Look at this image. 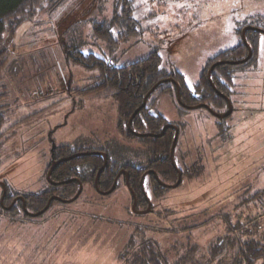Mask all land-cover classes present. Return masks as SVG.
<instances>
[{
  "label": "rangeland",
  "instance_id": "obj_1",
  "mask_svg": "<svg viewBox=\"0 0 264 264\" xmlns=\"http://www.w3.org/2000/svg\"><path fill=\"white\" fill-rule=\"evenodd\" d=\"M117 2L45 0L23 16L27 21L10 24L14 30L5 37L13 38L12 50L0 75V197L8 196L0 208V264H134V248L144 238L162 241L170 256L174 236L168 232L179 224L180 242L190 241L201 254L214 245L231 255L234 247L215 242L239 219V229L259 230L264 241V35L255 61L233 68L228 117L217 114L227 113V104L182 107L172 81L166 83L173 92L150 95V112L166 118L164 129L181 128L173 157L176 174L156 173L154 190V174L144 178V173L146 195L135 209L124 169L117 187L103 191L95 185L108 153L114 161L147 166L151 157L142 142L147 133L132 129L130 137L120 129L114 94L98 89V68L80 60L81 54L93 53L124 65L158 51L163 68L181 72L195 87L209 58L241 42L238 27L248 22L264 29V0H133L141 35L112 49L94 35L93 26L109 22ZM60 145L103 155L94 184L51 177L60 161L73 157L54 159ZM74 180L77 193L67 195L63 185ZM257 194V201L243 199ZM32 195L44 198L43 208L31 204ZM189 218L202 222L189 229ZM222 256L218 250L211 264H221Z\"/></svg>",
  "mask_w": 264,
  "mask_h": 264
},
{
  "label": "trees",
  "instance_id": "obj_2",
  "mask_svg": "<svg viewBox=\"0 0 264 264\" xmlns=\"http://www.w3.org/2000/svg\"><path fill=\"white\" fill-rule=\"evenodd\" d=\"M44 1L0 0V75L7 64L8 54L12 50L11 41L13 38L9 35L5 37L8 34V30H14V27L10 24L12 22H16L17 24L27 21L23 16L28 11L33 14L36 7L41 6ZM47 1L51 2V0ZM117 1L112 19L109 22L97 21L93 26L94 35L105 40L112 49H115L133 37L141 35L142 31L139 21L133 16V0ZM260 27L258 24L248 22L238 27L237 33L242 35V37L244 33V39L242 38L238 45L220 51L209 58L195 87H191L187 83L185 76L181 72L169 71L163 68L162 56L158 51H153L143 59L124 65H117L93 53L88 55L81 54L80 60L85 66L89 68L97 67L99 70L97 88L114 94L120 114V129L123 132L127 130L128 134L131 135L130 137L134 134L130 132L133 131L132 129H139L147 133L142 142L146 145L147 152L151 157L147 166L139 167L129 164L127 161H114L108 153V163L101 171L97 180V187L95 185V188L97 190L109 191L112 187H117L115 179L118 172L124 169L128 173L127 182L129 187L136 194L137 204H140L146 195L143 192V182L141 183L142 176L148 172V169L155 170L156 173L164 175L166 178L174 177L176 168L171 158V147L175 129H179L180 132L181 128L179 125L174 124L173 127L164 129L167 123L166 118L162 114L150 112V106L148 105L150 95L154 92H173V85L167 84L168 81H172L175 84L176 96L181 106L186 109L201 108L204 107V104L210 108L211 104L219 108L225 107L227 104L229 108L228 101L231 102V92H229V89H231L230 85L233 79V68L248 65L251 61H255L259 55L261 36L264 35ZM114 28L117 29L116 32ZM249 48L252 55L247 60H244L249 54ZM215 61H220V63L217 64L216 62V65L213 67ZM209 70H211V74L208 76ZM144 101L146 103L142 106ZM137 109L139 110L135 113ZM130 119V127L127 129ZM3 121L4 117L0 114V127ZM177 142L173 151V157ZM81 150L84 149H79L78 151ZM101 150L107 152L105 148ZM78 151L72 149L70 145H60L55 149L53 155L56 160L69 156L73 157L60 161L53 168L51 177L54 180L59 181L78 177L82 183L89 181L93 182V184L95 183V176L104 161L103 155L98 153L79 154ZM181 172L184 174L183 170ZM146 177L148 175H145L144 178ZM152 181L154 185L155 177ZM78 184L76 180L66 182L63 185V192L67 195L76 194ZM153 187L155 190V185ZM259 196L257 194V198H253V195H250L249 198L243 199H245L244 201H257L260 198ZM32 197L31 204L37 207V210L44 207L43 203L45 201L43 197L38 195H32ZM239 206H242V202ZM248 219L250 220L251 218ZM188 220L191 223V219L189 218ZM199 220L202 222L201 219ZM175 221H179V218H176ZM200 221L197 220L195 223L186 225V228L194 229L198 227L197 224ZM238 223L233 225L230 223L228 234L222 233L218 236V241L215 242L217 246L234 247L231 255H229L224 246L220 247L222 249H217L212 245L208 248L207 253L202 252L201 254L197 245H193L190 241H187V243L180 242V239L177 237L179 232H182L180 230L181 225L179 224L178 227H173L168 232L171 236H174L173 240H170L168 237L171 243H169V250H171L174 256L167 255L166 250L163 252V248H161L162 241L156 238H144L140 246L136 249L134 248V259L136 260L134 264H211V262H214V256L218 250L223 255L221 264H264V241L259 237V230L254 231L252 228L239 229L242 223L241 219H239ZM191 233L192 230L187 234L191 235ZM232 233L233 235L231 236ZM190 235L182 234L180 236H185L186 239L187 236L191 237ZM165 240L167 241L166 238ZM175 256L179 258L172 262Z\"/></svg>",
  "mask_w": 264,
  "mask_h": 264
},
{
  "label": "water",
  "instance_id": "obj_3",
  "mask_svg": "<svg viewBox=\"0 0 264 264\" xmlns=\"http://www.w3.org/2000/svg\"><path fill=\"white\" fill-rule=\"evenodd\" d=\"M260 30H261V32L264 33V29H261V28H260ZM243 39H244V33H243ZM251 55H252V52H251V49L249 48V54H248V56H247L244 60H247ZM244 60H242V61H244ZM143 104H145V101H144ZM232 108H233V107H232V104H231V102H229V111H228L227 113H225V114H219V115L222 116V117L229 115V114L232 112ZM176 130H177V131H176V136H175V139H174V141H173L172 148H171V157H172V159H173V151H174V147H175V145H176L177 135H178V129H176ZM54 164H55V163H54ZM49 176H50V173L48 174V177H49ZM180 181H181V174H179V179H178L177 183L174 185V187H176V186L180 183ZM81 189H82V186H80V190H79V192H78V194H77L76 196H78V195L80 194ZM135 206H136V200H134V203H133V209H135ZM47 207H48V206H46L45 208H47ZM148 211H150V207H149L147 210L143 211V212L146 213V212H148Z\"/></svg>",
  "mask_w": 264,
  "mask_h": 264
},
{
  "label": "flooded vegetation",
  "instance_id": "obj_4",
  "mask_svg": "<svg viewBox=\"0 0 264 264\" xmlns=\"http://www.w3.org/2000/svg\"><path fill=\"white\" fill-rule=\"evenodd\" d=\"M228 101V100H227ZM229 102L230 101H228V104H229ZM205 105V104H204ZM217 114H220V113H217ZM154 174V176H155V178L156 179H158L159 180V178H158V175L156 174V171L155 170H148V173H147V175H149V174ZM127 179H128V173H127ZM165 185L166 186H169L170 184H168V183H165ZM132 195H133V198H134V200H136L137 201V197H136V194H134L133 192H132ZM18 200H20V199H16L15 201H14V205H16V201H18ZM8 202V196H1L0 197V208H4V207H6L7 206V203ZM10 204V203H9ZM26 208V207H25Z\"/></svg>",
  "mask_w": 264,
  "mask_h": 264
}]
</instances>
